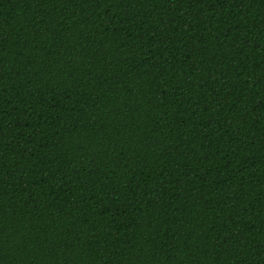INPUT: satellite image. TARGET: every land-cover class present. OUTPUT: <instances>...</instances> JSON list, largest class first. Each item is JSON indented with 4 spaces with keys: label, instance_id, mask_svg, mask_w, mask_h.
<instances>
[{
    "label": "trees",
    "instance_id": "obj_1",
    "mask_svg": "<svg viewBox=\"0 0 264 264\" xmlns=\"http://www.w3.org/2000/svg\"><path fill=\"white\" fill-rule=\"evenodd\" d=\"M0 264H264V0H0Z\"/></svg>",
    "mask_w": 264,
    "mask_h": 264
}]
</instances>
